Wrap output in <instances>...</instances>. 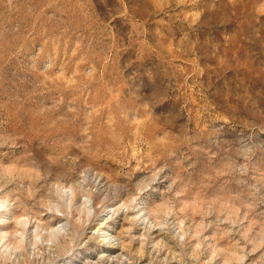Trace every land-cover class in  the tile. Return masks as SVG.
I'll return each instance as SVG.
<instances>
[{"label": "rangeland", "instance_id": "rangeland-1", "mask_svg": "<svg viewBox=\"0 0 264 264\" xmlns=\"http://www.w3.org/2000/svg\"><path fill=\"white\" fill-rule=\"evenodd\" d=\"M0 264H264V0H0Z\"/></svg>", "mask_w": 264, "mask_h": 264}, {"label": "bare ground", "instance_id": "bare-ground-1", "mask_svg": "<svg viewBox=\"0 0 264 264\" xmlns=\"http://www.w3.org/2000/svg\"><path fill=\"white\" fill-rule=\"evenodd\" d=\"M114 229V228H113Z\"/></svg>", "mask_w": 264, "mask_h": 264}]
</instances>
